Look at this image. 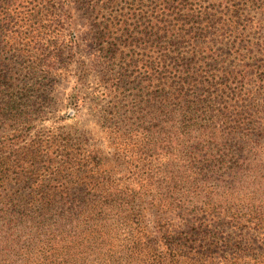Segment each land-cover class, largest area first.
<instances>
[{"label": "trees", "instance_id": "trees-1", "mask_svg": "<svg viewBox=\"0 0 264 264\" xmlns=\"http://www.w3.org/2000/svg\"><path fill=\"white\" fill-rule=\"evenodd\" d=\"M85 2L74 0L103 17L117 1ZM250 4L160 0V19L132 33L158 46L163 81L158 97L128 99L126 108L111 96L102 132L115 149L128 125L173 131L179 177L165 180L164 193L153 177L116 175L97 144L31 133L41 114L19 77L44 63L25 47L36 25L26 15L45 3L0 0V264H264V11L250 16ZM108 17L112 26L132 22ZM61 22L55 13L54 43L71 50L78 39L65 29L76 26ZM119 35L101 34L122 59L129 45ZM133 49L129 61L139 63Z\"/></svg>", "mask_w": 264, "mask_h": 264}, {"label": "rangeland", "instance_id": "rangeland-1", "mask_svg": "<svg viewBox=\"0 0 264 264\" xmlns=\"http://www.w3.org/2000/svg\"><path fill=\"white\" fill-rule=\"evenodd\" d=\"M116 1L113 9L110 10V6L100 9L103 17L91 15L85 7L75 4L74 0H51L50 11L44 0L45 7L40 13H32V9L25 14L31 24L36 23L35 30L30 33L32 38L29 47H25V50L29 54H40L39 57L44 61L42 66L32 69L27 77H19L34 95L31 109L41 114L34 121L31 133L52 130L73 141L80 139L90 145L97 144L104 154L113 159L116 175L153 177L161 192L166 193V189H163L165 180L168 177H173L175 182L178 180L177 156L182 155L181 146L174 142L173 131L167 138V130L161 124L158 128L152 124H143L140 128L128 125L122 130L125 134L120 138L122 145L115 149L108 147L103 137L101 115L111 96L120 98L121 106L124 105L122 108H126L123 103L128 99L158 97L163 81L158 46L151 43L153 49L150 50L146 35L135 42L132 35L134 30L142 31V34L149 31L151 16L157 15V21L160 19V10L156 9L160 0H157L156 5L151 0ZM252 1L254 4H250L246 11L250 16L259 18L264 11V0ZM55 13L60 14L61 23L66 25L64 27L67 28L69 24L76 26L75 30L70 28L69 32V28L65 29L66 39L72 35L78 39L77 45L71 50L59 45L60 41L54 43L56 31L52 27V20L55 19ZM114 14L127 15L132 22L127 20L129 26L120 23L112 26L110 19L106 18ZM101 21L104 24L98 25ZM260 29L264 31V26ZM115 33L120 34L119 40L123 44L129 45L119 48L122 59L119 56L112 58L110 51L103 47L105 40L101 34L109 36ZM127 35H132L133 42ZM132 49L138 55L139 63L129 61ZM46 70L50 72L41 73ZM109 90L110 93H107ZM189 154L188 151L184 153L185 157ZM132 186L137 188L138 184Z\"/></svg>", "mask_w": 264, "mask_h": 264}]
</instances>
